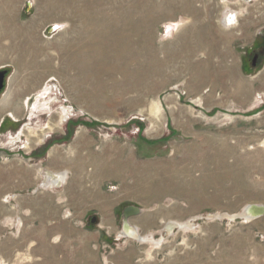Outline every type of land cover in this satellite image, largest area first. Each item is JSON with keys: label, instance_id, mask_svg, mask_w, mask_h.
Listing matches in <instances>:
<instances>
[{"label": "rangeland", "instance_id": "1", "mask_svg": "<svg viewBox=\"0 0 264 264\" xmlns=\"http://www.w3.org/2000/svg\"><path fill=\"white\" fill-rule=\"evenodd\" d=\"M29 1L24 4L20 23L33 18L39 6L47 11L37 28L40 41L36 46L33 42L37 52L29 55L28 45L22 46L26 58L18 61L15 58L20 54L15 49L0 51V71H5L6 79L0 107L3 96L10 93L8 103L0 108V165L14 161L20 171L31 168L42 176L45 169L66 170L68 177L57 187L64 192V214L77 213L79 229L90 235L86 241L80 237L76 249L95 250L94 254L75 253L74 264H264V214L247 220L212 217L237 214L250 204L264 206V62L252 68L244 54L256 43L264 26V0H190L194 7L190 14L178 9L172 16L161 12L149 17L148 23L142 22L144 14L136 13L134 19L164 64V76L159 81L150 79L153 84L143 95V102L134 100L136 92L121 95L109 90L105 103H92L77 93L75 86L71 88L66 72L58 74L66 56L61 46L67 42L73 45L74 55L94 41L88 40L90 29L84 21L89 11L98 14L99 22H106L138 4L164 0ZM56 3L65 4L68 14L46 7ZM225 3L239 10L235 26L224 27L220 21ZM169 19L181 23L186 19L188 25L192 24L190 32L184 34V43L180 39L183 29L175 26L166 33ZM54 22L65 23L58 28ZM119 22L118 28L125 29L127 23ZM197 33H203L199 44L192 41ZM131 38L133 54L141 42L134 44L137 37ZM100 42L112 47L117 44H108V39ZM167 52L178 56L169 61ZM124 58H119V63L136 67ZM44 60L50 65L49 71L36 85L28 86L26 73L30 72L34 81V75L44 69ZM29 63L34 65L30 71ZM34 69L39 70L31 72ZM198 69L207 75L197 86L194 75ZM76 72H69L74 80ZM120 77L113 74L114 80L121 81ZM107 81L110 83V79ZM48 86L52 91L43 96ZM198 96L199 103L195 102ZM155 102L161 108L158 112L151 111ZM62 111L64 121L55 126ZM151 119L155 131L148 134ZM48 121L54 125L51 130L44 128ZM28 128L40 135L45 129L42 141L29 137ZM54 150L63 159L61 167L48 156ZM113 163L126 167L136 163L139 172L152 174L151 183L161 179L158 174L164 169L184 173L176 176L173 191L169 184L170 192L144 200L127 192L124 186L133 184L134 179ZM112 164L115 168L110 172ZM1 166L0 176H4L7 167ZM35 180L40 182L39 176ZM71 184V192L66 191ZM34 186L2 189L0 200L9 202L13 192L27 195ZM69 200L76 204L66 206ZM128 205L141 209L139 215L128 218V223L140 237H162L158 245L123 234L121 212ZM93 214L99 217L98 224L87 223ZM144 215L149 216L140 220ZM170 221H191L193 227L183 230L175 226L169 234L165 226Z\"/></svg>", "mask_w": 264, "mask_h": 264}, {"label": "crops", "instance_id": "2", "mask_svg": "<svg viewBox=\"0 0 264 264\" xmlns=\"http://www.w3.org/2000/svg\"><path fill=\"white\" fill-rule=\"evenodd\" d=\"M26 2L30 1L0 0V51L15 49L20 54L18 58H15L18 61L26 58L21 53L22 46L28 45L29 50L27 51L29 55L37 52L34 48L40 41L37 28L42 25L41 22L46 18L45 15L47 13V11L44 13L46 9L43 6H39L35 10V16L33 18L25 23H20L19 21L24 14V4ZM158 5L161 7V10L158 13L164 12L167 16H172L178 9L176 8L172 13L167 14L168 7L165 6L163 8V6L167 4L165 2H160L153 4L152 6L159 8ZM46 7L51 10H56L58 7L62 8L63 11H66L67 9H64L66 6L63 3H56L51 5V7ZM137 7L138 5L136 8ZM181 12L186 13L183 11ZM186 22L187 20L183 19V26H185L187 30H190L192 24L188 25ZM54 23L56 25L57 23L61 24V22ZM173 23L176 24L175 20L173 21L169 19L165 22V25L169 27L170 25H174ZM198 36L199 42H202L201 37L203 36V33H199ZM33 42L35 46H33ZM182 42L184 43L185 41ZM8 46H10V48H7ZM23 57L25 58L23 59ZM12 59L15 60L14 58ZM45 61L46 60H44V69L38 72L39 74L41 73V75L34 79V81L31 80V73H26L25 80L26 83L28 82V86H31L32 83L36 85L37 80L41 78V76H44V73H46ZM32 63H29V71L30 64ZM204 74L206 75V73ZM5 95H8L9 98L10 93L7 91ZM5 95L2 98L3 104L0 107L1 109L8 103V98L7 100L4 99ZM11 115L15 117V113H12ZM71 153L72 151L70 154ZM25 156L29 155H23V157ZM48 156L54 158L55 165H60L61 167L63 159L57 155L55 150L50 151ZM13 159L15 160V158ZM127 159H129L128 156ZM70 161H72V159ZM9 162L6 161L2 163L3 167H7V170L5 173L6 175H4L6 176V182L2 180L4 176H0V190L6 188L14 191L20 190L24 187H30L32 184H35V186L27 195L22 196L21 194L14 192L9 194V197H11L10 201L5 204L3 203L4 201L0 200V264H2L3 261L5 264H74L75 253L79 254L81 251V253L90 252L91 254H94V249H76L78 239L81 237L86 241L90 235L85 230L81 231L79 229L77 213H74V216H71L68 214V211H66L67 213L64 214V192L63 190H58L57 187L62 186L64 179L68 177V174L65 172L66 170L62 172V170H57V167H54V169L51 168V171L45 169L42 176L38 171L32 172L31 168L27 169L29 170L28 172L23 171V169L20 171V168H16L19 163H15L14 161ZM49 164L52 165L51 162ZM113 164L109 169L110 172H113L115 168L113 167ZM117 164L118 163H115L114 166H117ZM117 167H119V169L120 167H123V170L128 174H131L134 179L133 184H129L126 187L124 186L127 192L144 200H150L156 197L159 198L165 192V185L168 189H171L168 187V185L171 184L173 190L174 182H177L178 178L176 176H179V173H181V170L176 171L174 169H164L165 171L162 170L161 173L162 178L164 175L165 178L162 180H155L151 183L150 178L152 174L148 172L146 173L144 170L139 172L137 168L139 166L136 163H130V166L128 165L127 167L126 164L125 166L118 165ZM144 175L146 179L145 184L142 181ZM38 176L40 182L35 180ZM11 178H15L16 180H13L11 183ZM70 186H66V191H70L69 188L72 189V184ZM175 190L177 189H174V191ZM68 197L72 198L70 193H68ZM74 203V201L71 202V200H69L66 202V206L70 207L71 205H74ZM248 207L250 206L247 205L240 212L234 214L236 215L235 218L240 217L241 219L247 220L242 216H239V214H243ZM148 216L149 215H144L140 220H144ZM140 220L136 221L139 222ZM170 223L174 225L171 231L166 229L169 234L173 232L175 226H178L183 230L193 227L191 221L182 224L170 221L167 224ZM80 232L81 236H79Z\"/></svg>", "mask_w": 264, "mask_h": 264}, {"label": "bare ground", "instance_id": "3", "mask_svg": "<svg viewBox=\"0 0 264 264\" xmlns=\"http://www.w3.org/2000/svg\"><path fill=\"white\" fill-rule=\"evenodd\" d=\"M164 2L167 4L166 6L168 7L167 12H166L167 14L172 13L176 8H178L180 11H183L186 13H188V12L190 13V11L191 12L194 11V7L192 6L190 0H165ZM136 6H134L133 8H130V9H125L124 11H120L116 17L109 18V19H107L106 22L103 20H101L99 22L98 14L96 12H93L91 14L89 11L88 14L84 16L85 17L84 21L86 20V24L89 26V29H90V31H88L89 35L87 38L89 41H91V40L92 41L94 40V41L92 43H90L89 46L88 45L86 46L87 47L86 50L76 52V53H74V55L71 54V48L73 45L68 44V42H67L66 44H63L61 46V51L66 56L60 62V66L58 68V74H61L62 72H64V73L66 72L67 75H64V76H66V78L69 79L68 81H70V83H71V88L73 89V87L75 86L77 93H79L83 97H86L87 99H89V101H92V103L93 102H95V103L96 102H102V101L105 103V99L107 97L106 92L109 90L113 91L115 93L121 94V95H123L124 93L132 92V91L136 92V93H138V95H137L136 99H134V100L143 102L144 101L142 99L143 95H145L146 91H148V87H151L152 86L151 84H153V82H151L150 79H152V77L153 78L155 77L159 81V79H162V77L164 76V67H163L164 64H163L162 60L159 59L160 57H158L156 55V51L154 49H151V47L149 46L148 35L143 34V32L141 30V26L138 25L139 21H136L134 19L136 13H141L142 15L144 14V17L141 16L142 22L146 23L147 21L150 20L149 17H151V19H152L153 15L157 14L161 10V7H160V5H158L159 8L153 7L152 5H150L148 3L147 4H145V3L138 4L137 8H136ZM144 7H145V9H144ZM70 8H72L74 10V7H70ZM223 8L224 9H223L221 19H220L221 23L224 25V27H228L231 25L235 26L237 24L238 17L240 16L239 10L232 9L226 3L223 5ZM57 10H59L60 12H63L64 14L66 13V15L68 14L67 12L63 11L62 8H60V7H58ZM165 10H166V8H165ZM86 13L87 12H85V14ZM94 13H95V16H94ZM80 14H82V13H80ZM120 19L127 23V26L125 29L118 28V25L120 24L119 21H121ZM124 22H122V23H124ZM62 23L64 24L65 22H61V24ZM59 25H60V23H57L56 27L60 28ZM175 26H176V29L181 28V30L182 29L184 30L183 33H181L180 39L182 41H185L186 38H185L184 34H186L187 29L185 27H182L183 23H181L179 21L176 22V24L170 25L169 27H167L166 33L169 34ZM188 31L190 32V30H188ZM133 35H135L137 37V39L134 41V44L137 42H141V46L139 44V46L136 48V52L134 51V53L131 54V51H132L131 45H133L132 44L133 40H132L131 36H133ZM198 35L199 34L197 33V37L195 39H192L193 43H195V44H199V36ZM100 39L101 40L108 39V41H109L108 44H110L111 41L112 42L115 41V42H117V44L115 45V47L108 46L106 44H100L101 43ZM92 47H93V49H92ZM108 47L110 49L109 52L107 51ZM162 51H164V49ZM166 54H168V56H169V61L174 60L176 58V56H178L177 53H175V52H171V53L167 52ZM123 55H125L127 58L125 59ZM119 58H124L125 62L128 61V63L134 62L136 64V67L133 68L129 64H127V63L124 64L123 62H122L123 64L119 63V60H118ZM167 59H168V57H167ZM33 66H34L33 64H30V67H33ZM45 67H46V72H48L49 71L48 68L50 67V65L48 64L47 60L45 61ZM198 67H199V65H198ZM74 69H76L78 72V75H77L78 77L77 78L75 77V80H74V76L69 74V72H71ZM37 70H39V69L31 70V72L37 71ZM54 72H57V71L54 70ZM115 73H118L122 77L121 81L113 79V74H115ZM39 75H41V73L35 74L34 75L35 79ZM206 75L204 73H200L199 69L196 71L194 77H195V81H197L196 82L197 86L200 82L203 81V79H204V77H206ZM106 77L110 79V83L107 81L109 79H107ZM121 77H120V79H121ZM154 84H158V82H154ZM50 89H51V86L45 87L41 94L43 96H46V92H48V90L50 92L52 91ZM7 98H8V95H5L4 99L7 100ZM200 100H201V98L198 96L195 102L199 103ZM39 101L40 100H38L36 102H39ZM44 103H47V100H45ZM40 104H41V102H40ZM152 104H153V108H151L152 109L151 111L158 112L161 109L158 102H155ZM47 105L45 104V106L43 105V107H46ZM41 107H40V109H41ZM62 109L64 111V108H62ZM60 111H61V109H60ZM63 111L61 112V114L58 113L59 114L58 116L60 118H59V120L55 126L63 123V121H64V119H63L64 116H62ZM30 112H32V111H30ZM151 114L154 115L155 113H151ZM53 126L54 125H51V122L48 121V123L45 125L44 128L51 130L53 128ZM23 127L25 128V126H23ZM154 128H155L154 122L151 119L150 120V130L148 131V134H150V133L152 134V132L155 131ZM185 128L188 129V126L185 125ZM45 129H41L40 132L44 133ZM30 130H31L30 128L27 129L28 135H30L29 137H31V135L33 137L36 136V137L40 138V140H39V142H40L42 140L41 135L43 133L40 135V133H38V132L32 133L31 132L32 130L31 131ZM35 130H37V129H35ZM22 132H24V131H22ZM182 173H184V172H182V170H181V173H179V176H181ZM159 175H161L160 180L165 178V175L162 178L161 172L159 173ZM145 180L146 179H145V175H144L142 177V181L144 184H145ZM164 190L167 192L171 191V189H168L166 187V185H165ZM248 209L249 208H247L243 214H241V215L239 214V216H242L245 219L257 217V216L252 215L251 210L250 209L248 210ZM222 216H225L228 219L233 220V219H235L236 215H234V214H231V215L222 214L221 215L220 214L218 216L214 215L212 217L213 218H215V217L221 218ZM173 225L174 224H172V223L167 224L165 228L168 231H171ZM123 234L126 236L127 235H129V236L134 235V233L131 232V230H126L125 233L123 232ZM138 236L139 235L136 236L137 240H139L141 243L147 242V243L151 244V246L152 245H158L163 240L162 237L156 240L155 238L153 239L152 237L147 236V235L143 236V237H140V236L138 237ZM154 247H156V246H154Z\"/></svg>", "mask_w": 264, "mask_h": 264}, {"label": "water", "instance_id": "4", "mask_svg": "<svg viewBox=\"0 0 264 264\" xmlns=\"http://www.w3.org/2000/svg\"><path fill=\"white\" fill-rule=\"evenodd\" d=\"M5 84H6L5 71H0V94L4 90ZM249 206L250 207H248V208L251 210L252 215H254V216H260V215H263L264 214V206H262V205H255V204H250ZM140 213H141V209L139 207L133 206V205L125 206L122 209L121 218H122V225H123V228H124V233H125L126 230H131V232L134 233L133 236L132 235H130V236L127 235L128 237H133V238L136 239V236H137L136 231L128 223V218L131 217V216H137ZM88 222H91L93 224H98L99 217L97 215H95V214L90 215V217L87 218V223Z\"/></svg>", "mask_w": 264, "mask_h": 264}, {"label": "flooded vegetation", "instance_id": "5", "mask_svg": "<svg viewBox=\"0 0 264 264\" xmlns=\"http://www.w3.org/2000/svg\"><path fill=\"white\" fill-rule=\"evenodd\" d=\"M238 24V22H237ZM236 24V25H237ZM247 61L249 62V66L254 68L259 63L264 62V26L261 27L258 32V39L256 43L246 52H244Z\"/></svg>", "mask_w": 264, "mask_h": 264}]
</instances>
